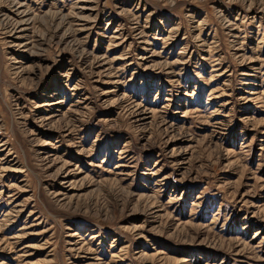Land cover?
Masks as SVG:
<instances>
[{
    "label": "rangeland",
    "instance_id": "obj_1",
    "mask_svg": "<svg viewBox=\"0 0 264 264\" xmlns=\"http://www.w3.org/2000/svg\"><path fill=\"white\" fill-rule=\"evenodd\" d=\"M0 264H264V0H0Z\"/></svg>",
    "mask_w": 264,
    "mask_h": 264
}]
</instances>
